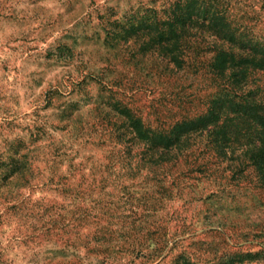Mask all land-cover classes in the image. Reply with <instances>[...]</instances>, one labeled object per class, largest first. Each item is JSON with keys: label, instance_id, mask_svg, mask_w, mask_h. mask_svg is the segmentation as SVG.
<instances>
[{"label": "rangeland", "instance_id": "obj_1", "mask_svg": "<svg viewBox=\"0 0 264 264\" xmlns=\"http://www.w3.org/2000/svg\"><path fill=\"white\" fill-rule=\"evenodd\" d=\"M217 1L264 33V0ZM177 2L0 0V264H172L183 250L205 264L210 250L264 248L263 188L214 194L204 179L160 200L144 143L120 153L100 136L131 134L123 105L158 126L176 79L157 80L158 18ZM209 33L192 37L188 91L213 84ZM250 78L264 100V70Z\"/></svg>", "mask_w": 264, "mask_h": 264}, {"label": "trees", "instance_id": "obj_2", "mask_svg": "<svg viewBox=\"0 0 264 264\" xmlns=\"http://www.w3.org/2000/svg\"><path fill=\"white\" fill-rule=\"evenodd\" d=\"M218 3L217 0H178L170 10L164 11L167 19L158 18V48L167 54L158 60L157 80L176 78L166 89L168 92L158 99V126L147 124L123 105L132 115L126 122L132 135L127 129L115 137L111 132L100 135L105 137V142L109 140L114 148L118 147L120 153L130 148V142L144 143L148 155L144 163L150 168L152 163L158 164L153 177L158 176L160 200L172 197L174 189L183 194V189L195 185L194 181L204 179L219 185L214 194L226 185L239 182L264 189V100L257 96L260 86H249L252 74L264 70V33L257 30V25L246 22L249 18L244 15L231 17L229 3L223 9ZM200 31L213 36L209 45L215 52L211 62L213 71H210L214 85L202 84L199 90L188 91L190 84L184 81L190 78L187 76L190 73L181 71L192 64L187 52L192 37ZM169 64L174 68H169ZM210 87L216 91L207 93ZM250 130L257 136L253 141L250 137L242 142L241 133L246 136ZM224 161H228L227 168L222 166ZM228 169L227 176L223 175ZM163 247L159 248L161 254ZM200 257L198 251L183 250L172 264H201ZM208 257L205 264L264 262V248L243 252L237 248L221 255L210 250Z\"/></svg>", "mask_w": 264, "mask_h": 264}]
</instances>
